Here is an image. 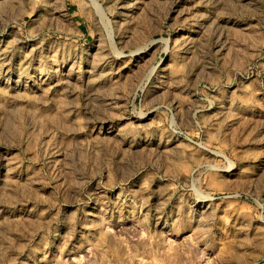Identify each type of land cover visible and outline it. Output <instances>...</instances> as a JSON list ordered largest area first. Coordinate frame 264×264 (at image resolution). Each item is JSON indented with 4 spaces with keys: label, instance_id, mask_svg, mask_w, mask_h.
I'll return each mask as SVG.
<instances>
[{
    "label": "rangeland",
    "instance_id": "374dc122",
    "mask_svg": "<svg viewBox=\"0 0 264 264\" xmlns=\"http://www.w3.org/2000/svg\"><path fill=\"white\" fill-rule=\"evenodd\" d=\"M0 264H264V0H0Z\"/></svg>",
    "mask_w": 264,
    "mask_h": 264
},
{
    "label": "bare ground",
    "instance_id": "6f19581e",
    "mask_svg": "<svg viewBox=\"0 0 264 264\" xmlns=\"http://www.w3.org/2000/svg\"><path fill=\"white\" fill-rule=\"evenodd\" d=\"M141 50L143 49V48H140Z\"/></svg>",
    "mask_w": 264,
    "mask_h": 264
}]
</instances>
